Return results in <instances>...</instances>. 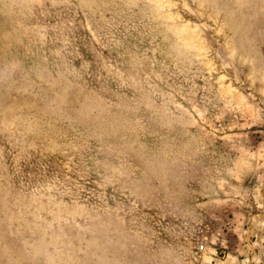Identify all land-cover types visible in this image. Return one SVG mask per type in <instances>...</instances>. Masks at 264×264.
Returning <instances> with one entry per match:
<instances>
[{
    "label": "rangeland",
    "instance_id": "rangeland-1",
    "mask_svg": "<svg viewBox=\"0 0 264 264\" xmlns=\"http://www.w3.org/2000/svg\"><path fill=\"white\" fill-rule=\"evenodd\" d=\"M0 264H264V0H0Z\"/></svg>",
    "mask_w": 264,
    "mask_h": 264
},
{
    "label": "built area",
    "instance_id": "built-area-1",
    "mask_svg": "<svg viewBox=\"0 0 264 264\" xmlns=\"http://www.w3.org/2000/svg\"><path fill=\"white\" fill-rule=\"evenodd\" d=\"M199 249H200V250H204V245L201 244V245L199 246Z\"/></svg>",
    "mask_w": 264,
    "mask_h": 264
}]
</instances>
